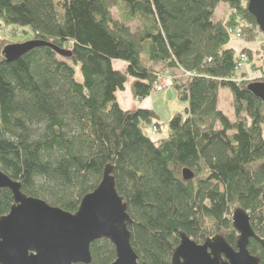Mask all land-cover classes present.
Wrapping results in <instances>:
<instances>
[{
	"label": "trees",
	"instance_id": "16d2710c",
	"mask_svg": "<svg viewBox=\"0 0 264 264\" xmlns=\"http://www.w3.org/2000/svg\"><path fill=\"white\" fill-rule=\"evenodd\" d=\"M220 3L231 12L214 20ZM0 24L44 43L7 61L9 43L0 42V171L21 193L74 213L109 168L140 264H172L181 233L196 243L221 235L236 248L237 208L264 238V104L247 88L255 79L236 68L240 52L252 60L250 48L228 44V30L247 41L260 31L246 0H0ZM258 61L264 83V43ZM165 70L187 106L155 138L157 114L122 109L116 93L132 79L133 95L144 98ZM220 89L233 119L218 107ZM12 203L2 189L0 217ZM247 248L264 264L255 239ZM89 250V264L115 260L106 238Z\"/></svg>",
	"mask_w": 264,
	"mask_h": 264
},
{
	"label": "water",
	"instance_id": "95a60500",
	"mask_svg": "<svg viewBox=\"0 0 264 264\" xmlns=\"http://www.w3.org/2000/svg\"><path fill=\"white\" fill-rule=\"evenodd\" d=\"M246 2L247 11L264 34V0ZM40 45L44 43L28 40L8 44L2 52L7 61H14ZM247 88L264 104L263 82H251ZM182 176L184 180L192 178L186 169ZM4 188L11 191L13 203L7 214L0 217V264H89L90 244L99 238L113 244L112 264H140L130 244L126 205L116 192L109 168L104 170L99 185L82 198L74 213L26 196L20 192L18 182L0 171V191ZM231 221L237 233L236 250L221 235L196 243L181 233L172 264H259L247 246L252 238L264 249V238H258L251 229L248 213L237 208L232 212Z\"/></svg>",
	"mask_w": 264,
	"mask_h": 264
},
{
	"label": "rangeland",
	"instance_id": "374dc122",
	"mask_svg": "<svg viewBox=\"0 0 264 264\" xmlns=\"http://www.w3.org/2000/svg\"><path fill=\"white\" fill-rule=\"evenodd\" d=\"M224 6V7H223ZM110 12L114 18H118V9L117 6L113 1H110ZM230 10L226 5H223L222 3L219 4L214 10L213 13V19H224L230 14ZM131 28H136L139 26L138 21H133L129 24ZM238 30V29H235ZM241 34V31H240ZM33 37V33L31 31H28V33H24L21 29H17L16 31L6 28L3 25L0 24V42L4 43H20L25 40H28ZM264 43V34H262L261 31L256 32L253 40L247 41L242 38V35L240 37H235L232 41L230 46L233 47L236 50H240L245 46L246 44L249 45L248 48H250L253 58L252 60H248L245 62V64L239 69V70H249L250 71V77H247L248 79H255V81H259V71L257 68L252 66L253 62L256 64V66L259 65L258 61V52H261L262 50V44ZM246 67V68H245ZM240 72V71H239ZM178 74V73H177ZM79 76V75H78ZM179 77V74H178ZM167 92H170L169 94ZM153 93V98L155 102V109L158 113L159 122H160V129L157 131V133L154 135L155 138H163L167 135L168 127L167 122L169 120V117L173 115L174 112H180L184 113V108L187 106V103L185 101H181L177 95L176 92L173 90V88H167L160 92L151 91L150 94ZM168 94V95H167ZM218 107L221 109L225 114L229 116L230 119L234 118L232 103L230 94L227 89H220L219 95H218ZM172 111V114H169L170 110ZM170 115V116H169ZM263 136H264V130H263Z\"/></svg>",
	"mask_w": 264,
	"mask_h": 264
},
{
	"label": "crops",
	"instance_id": "0c3cea01",
	"mask_svg": "<svg viewBox=\"0 0 264 264\" xmlns=\"http://www.w3.org/2000/svg\"><path fill=\"white\" fill-rule=\"evenodd\" d=\"M223 5H225V4H223ZM214 20H218V19H214ZM245 46L249 47V45H247V44ZM113 65L117 69H124L125 66H126V64L121 62V61H114ZM243 71L246 73L247 77L251 76L250 75L251 73H250V71L248 69L247 70L244 69ZM132 84H133V80L129 79L126 82V84L124 86V89L121 90V91H118L116 93V100L119 103V105L121 106V108L124 109V110H134V109H137V108L151 109L159 117V115H158V113L156 112V109H155L154 100H156V99L153 98V95H155V94L151 93V94H149L148 96H146L144 98L138 99V98H136L133 95ZM167 93L169 94L170 92H167ZM217 103H218V99H217ZM169 110H170L169 114H172L171 109H169ZM174 113H176V112H174Z\"/></svg>",
	"mask_w": 264,
	"mask_h": 264
},
{
	"label": "built area",
	"instance_id": "2783aa9c",
	"mask_svg": "<svg viewBox=\"0 0 264 264\" xmlns=\"http://www.w3.org/2000/svg\"><path fill=\"white\" fill-rule=\"evenodd\" d=\"M228 34H229V46L231 44V41L235 38V37H240V31L239 30H228ZM247 61V55L244 52H240L238 54V60L236 62V68L240 69L245 62ZM185 75H188V73H185ZM173 85V77L171 76V74L165 70L159 74H157L156 76V80L154 81L153 85H152V91L155 92H160L163 91L167 88L172 87ZM157 133V129L155 127H153L151 129V134L155 135Z\"/></svg>",
	"mask_w": 264,
	"mask_h": 264
},
{
	"label": "flooded vegetation",
	"instance_id": "af4514ba",
	"mask_svg": "<svg viewBox=\"0 0 264 264\" xmlns=\"http://www.w3.org/2000/svg\"><path fill=\"white\" fill-rule=\"evenodd\" d=\"M232 249H234V250H236V248H232ZM253 256H255V255H253ZM255 257H257V259H258V263L260 264V257L259 256H255ZM224 258L222 257V260H223Z\"/></svg>",
	"mask_w": 264,
	"mask_h": 264
}]
</instances>
